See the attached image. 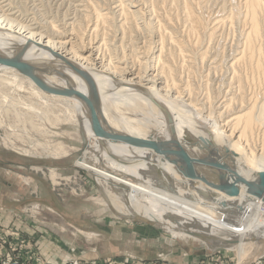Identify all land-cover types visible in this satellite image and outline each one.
<instances>
[{"label": "bare ground", "instance_id": "obj_1", "mask_svg": "<svg viewBox=\"0 0 264 264\" xmlns=\"http://www.w3.org/2000/svg\"><path fill=\"white\" fill-rule=\"evenodd\" d=\"M14 1L0 0V58L19 60L48 88L63 93L46 92L27 75L0 64V85L6 89L0 88V104L20 105L24 101L17 102L9 90L26 91L27 86L30 96L43 105V115L53 105L63 106V118L47 116L46 122L66 121L75 127L96 178L117 168L122 173L116 178L126 189L116 194L103 190L104 202L117 215L150 221L173 237L201 238L210 248L219 245L216 237H236L242 243L229 246L235 248L237 264L263 254L264 201L249 203L244 183L232 200L249 203L253 210L242 226H233L215 215L165 154L96 136L89 104L94 107L96 101L105 130L184 150L194 159L215 161L252 180L264 172V82L247 88L241 68L248 60L261 66L264 0H160V10H142L144 0L119 1L108 11L92 5V13L80 19L71 10L66 19L40 31L28 25L24 10L13 9ZM181 26L186 28L183 37ZM229 31L236 39L226 42ZM38 129L42 135L56 134L43 126ZM3 142L25 155L30 152L11 138ZM34 145L55 158L68 154L60 142L35 140ZM203 219L204 228L199 225ZM222 231L234 235L214 234Z\"/></svg>", "mask_w": 264, "mask_h": 264}, {"label": "rangeland", "instance_id": "obj_2", "mask_svg": "<svg viewBox=\"0 0 264 264\" xmlns=\"http://www.w3.org/2000/svg\"><path fill=\"white\" fill-rule=\"evenodd\" d=\"M119 1L131 4L133 0H15L12 7L18 12L24 10L22 14L29 20L28 25L40 31L49 30L48 24L57 25L66 19L71 10L77 12L80 19L84 13H92V5L108 11ZM144 2L142 10L151 9V6L160 10L157 7L160 0ZM180 30H183L180 33L183 37L186 28L181 26ZM233 34L229 31L228 38L224 35L221 41L236 39ZM205 38L207 36H202L201 40L205 42ZM132 39L139 40L135 36ZM260 64L248 60L241 68V80L249 89L264 82V57ZM18 76L21 81L26 79L21 74ZM0 88L5 89L2 84ZM24 89L27 92L18 88L15 92L9 90L17 102L24 101L20 105L16 102L0 104V264L238 263L233 246L213 251L201 238L173 237L139 218L130 220L117 215L108 202H104L103 190L116 194L126 189L125 183L116 178L118 173L122 174L119 168L108 173L109 176L104 173L96 178L91 162L83 156L85 144L74 132L75 127L66 121L59 124L46 122L47 116L53 118L59 114L63 118V106L49 107L45 116L41 110L43 105L30 96L27 86ZM29 104L37 109L29 108ZM34 110L39 111L36 114ZM35 114L41 115L35 117ZM40 126L56 134L42 135L38 132ZM3 138L13 139L18 147L30 152L25 155L12 149ZM35 140L51 144L60 142L68 147V154L52 157L47 150L35 148ZM259 140L255 145L260 143ZM102 163L106 167L109 165L106 159ZM51 170L56 177L51 176ZM147 181L154 186L151 178ZM201 222L204 219L199 222L204 228ZM142 227L149 231L144 232ZM88 233L93 235L88 237ZM214 234L234 235L224 231ZM241 243L239 241L237 245ZM249 261L248 264H264V253Z\"/></svg>", "mask_w": 264, "mask_h": 264}, {"label": "water", "instance_id": "obj_3", "mask_svg": "<svg viewBox=\"0 0 264 264\" xmlns=\"http://www.w3.org/2000/svg\"><path fill=\"white\" fill-rule=\"evenodd\" d=\"M0 64L14 68L18 72L27 75L37 86L46 92L55 94L63 93L59 90L48 88L44 80L17 59L7 60L0 58ZM94 103V107L92 104H88L92 107H90V124L96 136L113 141H122L138 146L150 147L156 153L165 154L167 159L178 166L180 174L189 181L192 187L196 188V193H198L203 202L215 212V215L219 217L220 220L233 226H242L247 218L251 216L253 210L249 203H255L258 199L264 201L263 171L257 172L252 180H245L238 172H229L224 165L221 166L215 161L197 160L191 157L188 152L181 149L174 151L167 147L162 148L155 143L152 144L151 142L138 138L116 134L114 131H111V129L105 130L101 124L103 123V119L98 112V105L96 101ZM188 136L189 139L192 140V136L190 134ZM242 183L246 185L245 192L249 195V203L247 204H241L236 200H232L239 196L240 185ZM147 223L151 224L150 221H147ZM216 239L219 245L211 247L213 251L225 249L238 241L236 237L230 240H224L219 237H216Z\"/></svg>", "mask_w": 264, "mask_h": 264}, {"label": "crops", "instance_id": "obj_4", "mask_svg": "<svg viewBox=\"0 0 264 264\" xmlns=\"http://www.w3.org/2000/svg\"><path fill=\"white\" fill-rule=\"evenodd\" d=\"M152 227H153V226H152ZM142 230H143L144 232H148V231H149L147 228H143V227H142Z\"/></svg>", "mask_w": 264, "mask_h": 264}]
</instances>
